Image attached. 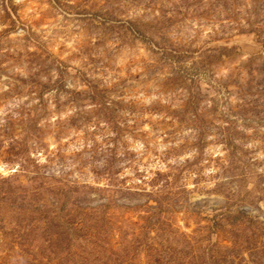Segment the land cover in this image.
Segmentation results:
<instances>
[{
    "label": "rangeland",
    "instance_id": "1",
    "mask_svg": "<svg viewBox=\"0 0 264 264\" xmlns=\"http://www.w3.org/2000/svg\"><path fill=\"white\" fill-rule=\"evenodd\" d=\"M0 264H264V0H0Z\"/></svg>",
    "mask_w": 264,
    "mask_h": 264
}]
</instances>
